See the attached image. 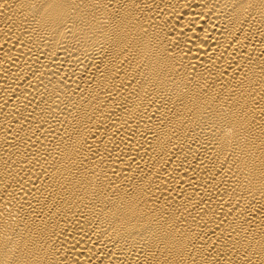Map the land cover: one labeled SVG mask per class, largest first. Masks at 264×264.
I'll return each mask as SVG.
<instances>
[{"label":"bare ground","instance_id":"1","mask_svg":"<svg viewBox=\"0 0 264 264\" xmlns=\"http://www.w3.org/2000/svg\"><path fill=\"white\" fill-rule=\"evenodd\" d=\"M0 264H264V0H0Z\"/></svg>","mask_w":264,"mask_h":264}]
</instances>
